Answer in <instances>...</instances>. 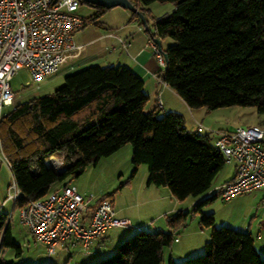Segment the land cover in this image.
Here are the masks:
<instances>
[{
	"label": "trees",
	"instance_id": "16d2710c",
	"mask_svg": "<svg viewBox=\"0 0 264 264\" xmlns=\"http://www.w3.org/2000/svg\"><path fill=\"white\" fill-rule=\"evenodd\" d=\"M130 1L173 4L149 33L171 37L162 48L165 67L156 74L189 107L254 106L264 113V0ZM92 6L89 20L105 9ZM147 101L142 78L129 67L95 63L66 74L52 93L15 103L0 120L1 151L21 192L14 207L59 189L68 182L57 189L53 184L129 143L131 176L146 164L148 185L166 186L175 199H197L192 210L200 212V227L212 226V213L200 208L208 198L200 197L224 167L223 154L207 132L188 130L181 113L146 109ZM51 155L62 157L59 168L50 165ZM186 212L169 215V226L182 224ZM174 239L169 231L139 230L91 264H162V249ZM2 245L20 251L5 212H0ZM262 256L249 230L221 226L212 227L204 253L168 264H264ZM0 264L14 262L0 258Z\"/></svg>",
	"mask_w": 264,
	"mask_h": 264
},
{
	"label": "rangeland",
	"instance_id": "374dc122",
	"mask_svg": "<svg viewBox=\"0 0 264 264\" xmlns=\"http://www.w3.org/2000/svg\"><path fill=\"white\" fill-rule=\"evenodd\" d=\"M149 5L151 14L154 15L168 11V7H171L172 3L170 1H154ZM121 8L119 6L105 8L97 18L89 20L96 8L87 2L79 3L76 13L86 18L87 22L74 34V42L77 48L64 56L63 65L58 70L42 78L32 79L24 68L18 70L9 81L11 90L15 93L13 103L24 102L30 98L52 93L55 88L63 83L66 74L78 70L75 67L66 66L70 60L80 58L79 63L90 60L92 54H96L98 49L107 41V38L103 37V33L112 30L122 21L121 12L123 9ZM169 11H171L170 8ZM160 42L163 48L170 44L172 39L165 37ZM91 63L103 65L105 62L98 60ZM14 104L5 105L3 111H10ZM233 108H236L232 109L234 110L233 118L227 119L220 111H216L218 112L216 114L217 119L232 125L235 123L234 121H237L236 118L240 117L239 121L243 125L256 123L264 127V113L257 112L254 106H234ZM131 151V145L126 143L115 152L101 156L96 163L86 166L78 176L58 181L52 186V189H57L65 182L74 184L82 195L90 198V202L94 203L98 199H107L116 211V216L128 220L130 224L128 226H113L104 231L106 245L109 244L107 246L110 247V250L103 252L102 255H95L92 261L110 255L120 241L131 237L139 230L169 231L173 237H177L179 241L172 240L169 245L163 247L162 264H168L170 259L180 263L187 258L204 253V242L209 239L212 227L228 226L238 230L248 229L252 232L253 237L258 230L264 237V204H262L264 197H262V190L238 194L228 200L222 199L219 194L218 185L222 179L229 175L231 163H225L224 167L213 178L211 188L200 197L208 198L200 206L201 213H212L214 218L212 226L200 227V212L192 210L197 199L193 200L192 196H187L181 200L175 199L171 195L170 197H163L162 194L169 191L166 186L162 185L152 184L149 188L145 187L147 176L144 178V174L145 172L146 175L148 173L144 163L139 164L135 174L131 176ZM52 156L56 158L55 155ZM0 178L4 179L7 191L8 185L13 181V175L2 157L1 149ZM11 202L8 199L0 212L4 211L10 215L8 219H10L12 239L19 246L20 251L17 252L16 247L2 245L0 246V258L12 260L14 264H64L63 261L65 262L67 259L69 262L66 264H72L75 260L82 264L83 259H87V255L83 252L85 249L82 246L79 247L81 251L78 249L80 251L78 255L75 253L77 250L73 252V248L67 250L57 246L53 254H48L45 245L35 240L29 234L27 227L21 223L17 208H13ZM175 204H177V208L173 209L176 207ZM180 207L182 211H187L184 222L171 228L167 217L175 214ZM137 223L145 224L137 228L135 227ZM69 255L71 256L69 257Z\"/></svg>",
	"mask_w": 264,
	"mask_h": 264
},
{
	"label": "built area",
	"instance_id": "2783aa9c",
	"mask_svg": "<svg viewBox=\"0 0 264 264\" xmlns=\"http://www.w3.org/2000/svg\"><path fill=\"white\" fill-rule=\"evenodd\" d=\"M78 6V0H0V120L4 106L14 104L15 93L9 81L18 70L24 68L32 79L42 78L58 70L64 56L77 48L73 33L84 23V18L76 13ZM154 37L149 33L146 45L153 48L161 70L165 57ZM155 75L158 82L167 86ZM154 106H163L159 91ZM203 129L202 124H196V131ZM212 141L225 162L235 165L233 177L218 185L222 199L264 187V127L238 125L231 131H219ZM2 157L10 167L3 153ZM48 161L59 168L62 157L51 155ZM20 194L13 179L5 199L14 205ZM16 208L21 223L35 240L45 245L48 254H53L59 243L70 240L79 241L87 250L106 229L130 225L127 219L116 216L109 200L92 203L70 183Z\"/></svg>",
	"mask_w": 264,
	"mask_h": 264
},
{
	"label": "crops",
	"instance_id": "0c3cea01",
	"mask_svg": "<svg viewBox=\"0 0 264 264\" xmlns=\"http://www.w3.org/2000/svg\"><path fill=\"white\" fill-rule=\"evenodd\" d=\"M172 6L168 7V11H165L161 14L152 15L150 11L151 9L150 5H146V6L139 5L138 8H140L144 13L148 25V30L142 25V22L138 18L134 17V15L128 9L122 7L121 8L123 9L121 12V14L123 15L122 21L119 22L117 26H115L112 30L110 31L108 30L103 33V37H106L107 41H105L104 45L98 49L96 54H92L93 56L90 60L85 62L80 61V63H79L80 58H74L70 60L69 64H67L66 66L69 65L72 68L75 67L76 69H80L82 67L87 66V64H92L91 62L99 60L105 62L103 65H121V66L129 67L143 80V90L148 95L146 109H151L154 106L155 95L159 91L160 97L163 102V106L160 109V113H164L167 111H176L181 113L183 116L184 126L188 130H195L196 124L200 123L204 126L202 132L203 133L207 132L210 139L212 140L218 135L219 131H225V130L231 131L234 128H236L238 125H243L239 121L240 117L236 118L237 121H234L235 123L232 125H229L228 123L225 124L226 122H224V120L217 119L218 117L216 116V114H218V112L216 111H220L221 114H224L223 116H225L228 119L230 117L231 118L234 117V113H233L234 110L232 109H236V108H233L234 106L231 107L223 106L208 110L204 107H196V108L189 107L171 87H169L168 85L167 86L163 85L162 83L158 82L155 74L159 68L154 58L153 48L151 46L146 45L147 35L149 34V31H153L154 29L153 26L154 21L162 17L164 14L169 13L170 12L169 8L172 10L174 7ZM77 30L73 33V40H74V34L77 32ZM231 164L232 167L230 169L229 175L224 179H222L219 184L233 177L235 172V165L233 163ZM146 176L147 175L145 172L144 178H146ZM145 187L149 188L150 185H148L146 182ZM255 190H262V197H264V187L254 189L252 191ZM5 192H6L5 181L4 179L2 180L0 178V209H2L4 205L7 203V199H5L6 197ZM168 193H170V191L164 192L162 196L170 197L171 193L170 194ZM177 204H175L176 207L174 208L172 207V208L173 209L177 208ZM11 206H13V208H16L14 207L12 202H11ZM9 216L10 215L7 213L8 218ZM142 224L145 223H139V224L137 223L135 227L138 228ZM174 241H179V240L174 239ZM106 242H107L106 234L103 232L100 236H98L91 242L87 250L83 251L84 254L87 255L88 260L83 259L82 264H91L93 257L95 255L97 254L102 255L103 252L110 250V247L107 246L109 244L106 245ZM254 245L260 255L264 253V237H262V235L259 233L258 230L254 235ZM80 246H81L80 242L75 240L65 241L57 245L58 248L67 249V250L73 248L74 250L73 252L77 250L75 252L76 255H78L79 252L81 251V249L79 248ZM78 249L80 251H78ZM73 255L75 256V254ZM70 256L71 255H69V257ZM66 262H69V259H67V261L65 262L63 261L64 264H66ZM72 264H79V263H77V260H75Z\"/></svg>",
	"mask_w": 264,
	"mask_h": 264
},
{
	"label": "water",
	"instance_id": "95a60500",
	"mask_svg": "<svg viewBox=\"0 0 264 264\" xmlns=\"http://www.w3.org/2000/svg\"><path fill=\"white\" fill-rule=\"evenodd\" d=\"M83 1L92 5L102 6L104 8H109L113 6H121L123 8H126L131 13L136 14L139 20L142 22V25L148 30V25L143 11L140 8H138V6L134 5L130 0H83ZM153 39L157 47L162 51L164 57L166 58V52L161 48L160 39L156 36Z\"/></svg>",
	"mask_w": 264,
	"mask_h": 264
}]
</instances>
